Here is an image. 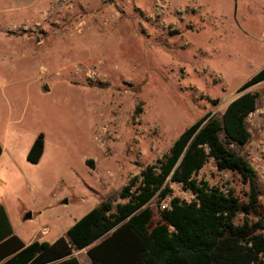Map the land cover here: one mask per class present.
<instances>
[{"label":"rangeland","instance_id":"rangeland-1","mask_svg":"<svg viewBox=\"0 0 264 264\" xmlns=\"http://www.w3.org/2000/svg\"><path fill=\"white\" fill-rule=\"evenodd\" d=\"M263 66L264 0H0V204L13 233L53 242L101 201L124 202L132 176L246 90L258 92L249 141L220 137L254 167L264 215V80L239 89ZM196 177L246 198L212 159ZM168 198L151 199L154 220Z\"/></svg>","mask_w":264,"mask_h":264},{"label":"trees","instance_id":"trees-1","mask_svg":"<svg viewBox=\"0 0 264 264\" xmlns=\"http://www.w3.org/2000/svg\"><path fill=\"white\" fill-rule=\"evenodd\" d=\"M263 80L264 66L239 89ZM257 105L258 92L246 90L225 105L220 117L205 113L166 153L129 179L119 192L124 202L112 206L109 200L101 201L53 242L25 244L13 233L0 204V264H80L72 251L82 248L93 264H264V215L256 172L225 145L249 141L246 118ZM42 152L39 133L26 159L37 162ZM209 159L218 171L234 173L247 186L245 200L197 179ZM169 182L179 183L194 197L186 201L171 196ZM155 194L161 200L169 197L167 207L158 204L157 220L150 206Z\"/></svg>","mask_w":264,"mask_h":264},{"label":"crops","instance_id":"crops-1","mask_svg":"<svg viewBox=\"0 0 264 264\" xmlns=\"http://www.w3.org/2000/svg\"><path fill=\"white\" fill-rule=\"evenodd\" d=\"M1 146V145H0ZM1 151H2V147H1ZM19 237V236H18ZM20 238V237H19ZM21 239V238H20ZM22 240V239H21ZM23 241V240H22ZM24 242V241H23ZM25 244H28L29 242H24ZM82 249H84V251H85V248H82ZM78 250H81V249H78ZM85 255L83 256V257H78V256H76V254L74 253V250L72 251V255H74L77 259H78V261H79V263L80 264H85V261H88V263L87 264H93L92 262H91V260H90V258L87 256V254H86V252L84 253Z\"/></svg>","mask_w":264,"mask_h":264},{"label":"built area","instance_id":"built-area-1","mask_svg":"<svg viewBox=\"0 0 264 264\" xmlns=\"http://www.w3.org/2000/svg\"><path fill=\"white\" fill-rule=\"evenodd\" d=\"M160 206H161V208H165V207L168 206V203H167V202H162V203L160 204Z\"/></svg>","mask_w":264,"mask_h":264},{"label":"water","instance_id":"water-1","mask_svg":"<svg viewBox=\"0 0 264 264\" xmlns=\"http://www.w3.org/2000/svg\"><path fill=\"white\" fill-rule=\"evenodd\" d=\"M26 218H29L30 217V213H28V214H26V216H25Z\"/></svg>","mask_w":264,"mask_h":264}]
</instances>
